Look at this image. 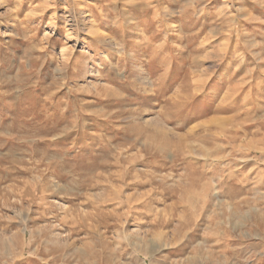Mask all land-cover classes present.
<instances>
[{
  "label": "rangeland",
  "instance_id": "rangeland-1",
  "mask_svg": "<svg viewBox=\"0 0 264 264\" xmlns=\"http://www.w3.org/2000/svg\"><path fill=\"white\" fill-rule=\"evenodd\" d=\"M0 65V264H264V0H0Z\"/></svg>",
  "mask_w": 264,
  "mask_h": 264
},
{
  "label": "bare ground",
  "instance_id": "bare-ground-1",
  "mask_svg": "<svg viewBox=\"0 0 264 264\" xmlns=\"http://www.w3.org/2000/svg\"><path fill=\"white\" fill-rule=\"evenodd\" d=\"M135 12V11H134ZM156 13V12H155ZM157 14V13H156ZM160 15V14H159ZM157 16V15H156ZM132 17V16H131ZM131 19V18H130ZM133 19V18H132ZM154 19H155V17H154ZM18 52V51H17ZM16 53V52H15ZM6 57H8V56H6ZM11 57V56H10ZM13 61V60H12ZM18 62V61H17ZM5 63V62H4ZM10 63H12V62H10ZM0 66H2V65H0ZM13 66V65H12ZM8 68V67H7ZM6 68V69H7ZM5 69V70H6ZM9 69V68H8ZM29 72V70H27V73ZM16 75V74H15ZM145 77V76H144ZM8 78V77H7ZM1 79V78H0ZM16 79V78H15ZM144 79H146V78H144ZM4 80V79H3ZM13 80H14V78H13ZM54 80H56V79H54ZM20 81V80H19ZM17 82V81H16ZM30 82V81H29ZM21 83V82H20ZM57 83V82H56ZM5 84V83H4ZM15 97V96H14ZM29 97V96H28ZM36 100V99H35ZM45 100H47V99H45ZM16 101V100H15ZM22 101V100H21ZM17 102V101H16ZM38 102H39V98H38ZM13 114V113H12ZM12 114H11V116H12ZM43 114V113H42ZM29 119V118H28ZM32 119H33V117H32ZM5 124V123H4ZM4 124H3V127H4ZM8 124V123H7ZM15 126H17V125H15ZM66 139V138H65ZM2 142V141H1ZM6 152V151H5ZM6 154V153H5ZM7 155V154H6ZM9 155V154H8ZM11 156V155H10ZM5 173V172H4ZM4 175H6V174H4ZM21 232V231H20ZM11 239V238H10ZM9 240V239H8ZM13 241H15L14 239H13ZM10 242H11V240H10ZM24 242V241H23ZM7 243V242H6ZM10 244V243H9ZM2 245V244H1ZM8 245V244H7ZM2 247V246H1ZM10 248V247H9ZM2 249V248H1ZM0 249V250H1ZM5 249V248H4ZM8 250V249H7ZM24 251V250H23ZM10 252V251H9ZM7 254V253H6ZM23 254V253H22ZM20 257H21V255H20ZM19 258V257H18ZM18 262V261H17Z\"/></svg>",
  "mask_w": 264,
  "mask_h": 264
}]
</instances>
